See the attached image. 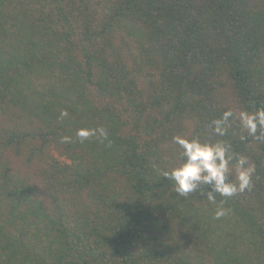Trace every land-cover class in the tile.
<instances>
[{
	"label": "trees",
	"instance_id": "obj_1",
	"mask_svg": "<svg viewBox=\"0 0 264 264\" xmlns=\"http://www.w3.org/2000/svg\"><path fill=\"white\" fill-rule=\"evenodd\" d=\"M258 109L264 0H0V264H264ZM174 137L249 188L178 195Z\"/></svg>",
	"mask_w": 264,
	"mask_h": 264
},
{
	"label": "clouds",
	"instance_id": "obj_2",
	"mask_svg": "<svg viewBox=\"0 0 264 264\" xmlns=\"http://www.w3.org/2000/svg\"><path fill=\"white\" fill-rule=\"evenodd\" d=\"M62 115H66V113H62ZM232 115L231 111H226L221 119L213 121V131L223 136L226 130L224 125ZM240 120L249 134L255 135L258 126L264 132V109H258L254 113L242 112ZM78 134L82 138H87L93 133L81 130ZM173 140L182 149L183 162L172 168L171 171L162 172L161 178L171 180L178 195L187 196L198 187L206 186L207 191L203 194L210 202L215 203L216 194L231 197L249 188L254 166L245 167L248 164L246 158H237L236 182H232L229 179L231 174L229 164L233 155L229 154V147L223 142L201 143L196 138L189 140L182 137H174ZM224 214L225 210L219 208L215 215L216 218H219Z\"/></svg>",
	"mask_w": 264,
	"mask_h": 264
}]
</instances>
